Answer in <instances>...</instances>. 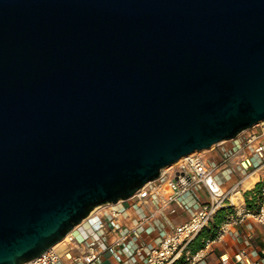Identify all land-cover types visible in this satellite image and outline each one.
Instances as JSON below:
<instances>
[{"label":"water","instance_id":"95a60500","mask_svg":"<svg viewBox=\"0 0 264 264\" xmlns=\"http://www.w3.org/2000/svg\"><path fill=\"white\" fill-rule=\"evenodd\" d=\"M264 122V0H0V264Z\"/></svg>","mask_w":264,"mask_h":264},{"label":"built area","instance_id":"2783aa9c","mask_svg":"<svg viewBox=\"0 0 264 264\" xmlns=\"http://www.w3.org/2000/svg\"><path fill=\"white\" fill-rule=\"evenodd\" d=\"M261 170L264 122L165 167L130 198L95 207L59 246L25 264H264V247H255L252 228L264 225V189L255 210L246 207L241 190ZM234 172L241 178L228 186ZM223 209L231 212L215 237L194 250L193 242ZM178 216L186 219L172 223L171 217ZM239 228L247 233L239 234ZM229 237L252 247L250 256L257 260L245 248L232 257H216L218 246L229 248Z\"/></svg>","mask_w":264,"mask_h":264},{"label":"crops","instance_id":"0c3cea01","mask_svg":"<svg viewBox=\"0 0 264 264\" xmlns=\"http://www.w3.org/2000/svg\"><path fill=\"white\" fill-rule=\"evenodd\" d=\"M235 165V162H231L230 166ZM241 178V174L239 172H234L231 176V180L229 182V185L234 184L235 182H237L239 179ZM264 180V170H261L259 172H257L256 174L252 175L251 177H249L242 185L241 190L243 191V197H244V193L246 191L252 190L254 188V186L260 182ZM186 217L185 216H178V217H171V221L172 223H179L183 220H185ZM252 228L256 233V240H255V247L256 248H261L264 247V242H262V238H264V225H257V224H252ZM237 232L239 234H246L247 232L244 229H237ZM227 243L229 244V248H224L223 246H218L216 248V253L215 256L217 257L219 254H226L230 257H232L234 254L238 253L240 251V249H246V252L249 254V256L251 255V251H252V247H248L246 248L244 246V244L242 243H238L237 241H235L234 238L229 237L227 238ZM250 258L252 259V261H256L257 257L254 256H250ZM106 264H112L111 262H108Z\"/></svg>","mask_w":264,"mask_h":264},{"label":"trees","instance_id":"16d2710c","mask_svg":"<svg viewBox=\"0 0 264 264\" xmlns=\"http://www.w3.org/2000/svg\"><path fill=\"white\" fill-rule=\"evenodd\" d=\"M262 189H264V180L258 182L252 190L246 191L244 193V200L247 208L252 210L257 209L261 201ZM230 212V209H223L216 214L211 225L206 230H204L193 242L194 250L201 249L206 239L215 237L219 224Z\"/></svg>","mask_w":264,"mask_h":264},{"label":"rangeland","instance_id":"374dc122","mask_svg":"<svg viewBox=\"0 0 264 264\" xmlns=\"http://www.w3.org/2000/svg\"><path fill=\"white\" fill-rule=\"evenodd\" d=\"M64 250H65V247H64V246H60V248L58 249V251H59L60 253H63Z\"/></svg>","mask_w":264,"mask_h":264},{"label":"bare ground","instance_id":"6f19581e","mask_svg":"<svg viewBox=\"0 0 264 264\" xmlns=\"http://www.w3.org/2000/svg\"><path fill=\"white\" fill-rule=\"evenodd\" d=\"M61 243H62V242L58 243V244L56 245V247L59 246Z\"/></svg>","mask_w":264,"mask_h":264}]
</instances>
